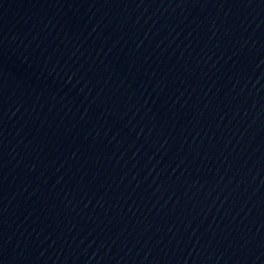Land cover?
I'll use <instances>...</instances> for the list:
<instances>
[{"label": "water", "instance_id": "95a60500", "mask_svg": "<svg viewBox=\"0 0 264 264\" xmlns=\"http://www.w3.org/2000/svg\"><path fill=\"white\" fill-rule=\"evenodd\" d=\"M0 264H264V0H0Z\"/></svg>", "mask_w": 264, "mask_h": 264}]
</instances>
